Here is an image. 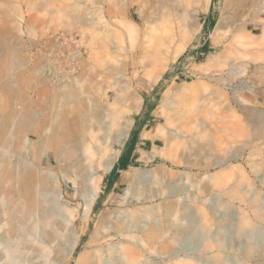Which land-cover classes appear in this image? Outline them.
<instances>
[{"label": "rangeland", "instance_id": "rangeland-1", "mask_svg": "<svg viewBox=\"0 0 264 264\" xmlns=\"http://www.w3.org/2000/svg\"><path fill=\"white\" fill-rule=\"evenodd\" d=\"M59 1L0 2L7 48L26 61L22 104L35 113L34 128H65L93 156L100 189L105 172L97 151L111 148L116 155L124 139H115L120 125L148 111L173 157L165 163L180 171L170 179L163 171L152 183L131 175L125 190L111 196L98 189L84 214L85 196L68 163L46 165L31 149L28 161L58 178L61 204L72 214L69 221L51 219L53 241L35 264H76L87 242L78 264H264L261 25L244 30L254 37L251 45L228 32L213 43L211 31L233 0H180L190 13L185 18L168 3L139 0L126 9L121 0H99L84 8V21L71 17L82 7L61 10L73 0ZM256 9L247 4L241 20L254 18ZM110 109L119 113L115 123ZM67 176L72 181L65 183ZM36 256L31 249L25 254Z\"/></svg>", "mask_w": 264, "mask_h": 264}, {"label": "bare ground", "instance_id": "bare-ground-1", "mask_svg": "<svg viewBox=\"0 0 264 264\" xmlns=\"http://www.w3.org/2000/svg\"><path fill=\"white\" fill-rule=\"evenodd\" d=\"M7 1L0 0L6 6L8 4ZM57 1L60 4L62 3L59 0H55V2ZM109 1L113 2V0ZM121 1V6L124 5L127 9L131 3L138 2L139 0ZM152 1L157 2L159 5L168 3L180 17L185 18L190 16V13L181 6L180 0ZM98 3L99 0H73L70 4H63L64 8L61 9L60 7V9L74 10L82 7L83 10H81V13H75L76 15H71V17L78 21H84V15L82 16L85 10L84 8ZM253 3L257 5L255 17L242 21L241 17L246 10L247 4L250 5ZM227 12L228 14L226 16L217 20L211 31L210 36L212 37L213 43L221 40V37L226 38V33L228 32L231 33L233 38H237L241 45H251L254 37L244 31L249 23H251L252 29H255L259 24L261 25L262 31L259 39L264 40V21L261 20L263 19L262 14H264V0H233ZM1 13L6 15L5 11L1 10ZM192 23L195 22L192 20ZM1 26L0 264H35L38 258H46L49 252L48 245L53 241V232L50 230L52 229L50 228L51 219L57 215H62L66 221H69L71 220L72 214L67 212V209L61 204L64 195L61 192L58 178L47 169H36L28 161L27 156L31 153V149H33V155L38 159H44L46 165H50L52 160L56 162L61 158L68 163V167L74 172V176L76 177L74 183L80 185L79 193L85 196L84 203L86 208L84 214L91 208L90 206L93 203L94 196L98 192V177L101 175L98 174L97 176V171L93 167V156L83 152L85 147L80 148L70 138L65 128L55 127L49 130H45L43 127L39 129L34 128L33 116H35V113L22 104V77L26 61L22 53L17 52V49L8 50L6 44L8 32L5 28H2L4 26ZM126 31L129 35H133L135 27L128 23ZM249 33L253 32L251 31ZM18 36L15 45H19L21 42V34ZM11 40L13 41L14 39ZM256 67L259 68L258 65ZM243 87L250 88L252 86L244 84ZM106 114H109L107 117L111 118L113 123L119 119V113L116 109L107 110ZM129 126L130 123L128 121H123L115 139L125 138ZM97 155V158H99L102 164V171H107L115 158V155L111 152V148L102 151L99 149ZM68 177L70 176L64 178L65 183L72 181ZM240 213L238 211V214ZM3 215L8 216L5 221L1 220ZM244 223L245 218L242 216L239 223H234L233 228H236L237 232L241 231L243 230ZM4 226L8 228L3 230ZM82 233H85V230H82ZM30 249L37 251V256L26 259L25 254ZM89 249L90 247L87 242L84 250L77 257L76 264L81 262Z\"/></svg>", "mask_w": 264, "mask_h": 264}, {"label": "crops", "instance_id": "crops-1", "mask_svg": "<svg viewBox=\"0 0 264 264\" xmlns=\"http://www.w3.org/2000/svg\"><path fill=\"white\" fill-rule=\"evenodd\" d=\"M147 112V113H146ZM130 126L126 137L116 151L110 168L105 171L98 194L107 196L118 194L125 190L130 182L131 175L136 177L135 182L152 183L161 179V173L171 175L180 170L167 166L171 161L164 147L160 122L151 112L144 111L129 121ZM164 165V166H163ZM215 173V171H213ZM134 184V183H133ZM212 195H215L214 192ZM215 195V204H219L220 198ZM218 199V200H216ZM231 200L230 195L228 197Z\"/></svg>", "mask_w": 264, "mask_h": 264}]
</instances>
